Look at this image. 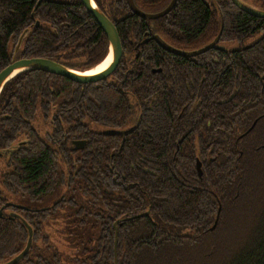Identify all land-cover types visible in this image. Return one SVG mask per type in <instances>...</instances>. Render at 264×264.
Returning a JSON list of instances; mask_svg holds the SVG:
<instances>
[{"label": "trees", "instance_id": "obj_1", "mask_svg": "<svg viewBox=\"0 0 264 264\" xmlns=\"http://www.w3.org/2000/svg\"><path fill=\"white\" fill-rule=\"evenodd\" d=\"M94 1L103 11L105 6L117 13L127 10L126 0ZM140 1L134 0L138 6ZM143 1L156 11L169 0ZM251 4L264 9V0ZM221 17L220 42L236 50L212 49L197 57L196 63L206 64L203 86L185 85L186 78L201 71L197 65L180 68L181 86L170 74L163 78L159 99L150 109L142 105L147 114L140 131L120 148L107 147L103 136L89 131L90 125L110 127L121 111L122 121L131 117L130 101L107 86H84L93 93L81 94L77 84L40 70L20 72L4 85L3 186L33 202L63 186L89 200L71 203L66 212L64 234L73 251L69 264H115L112 224L118 218L124 219L116 230V264H264V18L245 13L231 0H177L161 23L169 43L196 48L214 39ZM131 19L117 23L125 48L130 35L125 31L134 25L128 23ZM22 34L16 58L42 57L76 67V58L83 57L94 66L108 51L103 31L80 0H0V71L12 61L10 47ZM250 38L253 42L245 45ZM155 48L149 60L168 72V64L178 60ZM173 83L175 87H169ZM186 90L199 91L202 99L176 98ZM38 107L51 115V129L43 137L31 123ZM62 132L73 139L87 138L91 145L72 151L60 138ZM19 134L24 135L23 143H15ZM59 198L42 209L5 207L0 217V262L20 253L28 237L19 217L5 215L10 210L33 229L30 251L18 264H63L61 257L66 255L44 231L45 222L61 214L66 199ZM6 202L0 189V208Z\"/></svg>", "mask_w": 264, "mask_h": 264}, {"label": "flooded vegetation", "instance_id": "obj_2", "mask_svg": "<svg viewBox=\"0 0 264 264\" xmlns=\"http://www.w3.org/2000/svg\"><path fill=\"white\" fill-rule=\"evenodd\" d=\"M55 1H63V0H55ZM170 1L171 0H169L167 2V4L163 8H160V9H158L156 11H153L150 8H148V4L145 1H143V0H142V2L140 1L141 2V6H138V5H136V3L133 0L134 6L136 7V9H138V11L144 13L146 16H140L139 14H136L130 8L127 0H126L127 10L125 12H123V13L119 12L120 14L115 12L114 8H112V11H110L107 6H105V11L101 10L98 7V4L94 1L96 7H98L104 13V15L112 22V24L114 25V27L116 29V32H117L119 40H120L121 49H122V55H121V58L119 60V63L116 66V68L113 70V72H111L108 76L103 77V78H101V79H99L97 81H88V82H85V83H80V82L74 81V80H72L70 78H67L65 76L59 75L61 77H64V78L70 80L71 82L77 84L79 86V89L76 88V92H78V93H81V94L85 93L87 95H92L93 91H85V87L84 86L91 87V90H92V88H95L97 90L98 89H103V88H105L107 86L109 90H112L113 92H117L120 97L124 96L130 101L132 114H131V117L129 119H127L126 121H122V119H121L122 111H121L120 113H117V118H118L117 120H115L112 117V119L110 120V124H111L110 127H104V126L102 127V126H97V125H90L89 126V131L90 132L96 133L97 135H100V136L104 137V140H105V143L107 144V147L112 146V145H113L114 148L123 147V144L127 143L129 141V139H130L129 137L131 135H133V133H138L140 131V128H138V126H139L140 122H142L143 118L145 117V114H147L146 112L143 111L142 105L148 104L149 106H146V108L150 109L153 106L154 101L159 99V93H160L159 88L161 87V82L163 81V78L165 79L167 77V75L170 74L173 78L177 79V77H179L178 75L180 74L179 71L181 72L180 68L197 65V67L201 68V69H198V70H201V71H195V72L192 73L193 75H192L191 78H186L185 85H186L187 89H188V87L195 88L196 86H199V87L203 86V84H205L206 82H205V78H204L205 72L203 70V72H204V74H203L202 68L205 69L206 64L199 65L198 63H196L197 57L199 55H201V54H204L205 52H207L209 50H212V49L213 50H217V51H225V50L234 51V50H236L235 47H232V46H230L228 44L225 45V43L223 44V42H220L221 35H222V32H223V27H224V22H223V18L222 17H221V20H220L219 30H218V32L216 34V36H217L218 33L221 31L219 40L216 43V45L222 46L223 47L222 49L210 48L209 50H207V51H205L203 53L194 55V56L177 55V54H174L172 52H169V51L165 50L162 46H160V44L157 42L156 38H160L162 41L168 43L169 45H171L175 49L181 50V51H192V50H196V49H199V48L205 46L204 45V46L196 47V48H189V47L183 48V47H178L176 43H175L176 44L175 45L172 42L169 43L166 40V38H165L166 37V34H165L166 32H165L164 28L162 27L161 18L166 16V15H168V14H170L174 10L177 0L175 2L174 6L166 14H164V15H162L160 17H155V18L151 17V15H155V14H158L161 11H163L168 6ZM243 1H245V2H247L249 4H251V2H252V0H243ZM39 2H40V0H39ZM80 2H81V0H80ZM81 4H82V2H81ZM83 7H84V5H83ZM87 12H89V11L87 10ZM89 14L94 18V16L90 12H89ZM129 18H133L134 20L133 19L128 20V23H134V25L131 24L132 26L130 28H128L129 30L126 29V31H125L127 33L128 32L130 33V35L128 37L129 39H128V42H127V43H129V47L125 48V46H124L125 45L124 44L125 41H123V39L120 37V35L118 33V30H117V23L119 21L125 22L126 19H129ZM95 21H96V19H95ZM128 23H126V24H128ZM35 24L38 27L39 26V21H36ZM97 24H98V22H97ZM99 27H100V25H99ZM101 30H102V28H101ZM25 32L26 31H24L23 34H25ZM103 33H104V31H103ZM23 34L19 37L16 45L14 47H12V49L10 47L9 55H10V57L13 58L11 62H13L16 59L25 58V57H19V58L15 57V55H17L19 53L20 49H21V43H22ZM104 35H105V33H104ZM105 37H106V35H105ZM106 39H107V37H106ZM107 42H108V39H107ZM251 42H253V38H252V40L249 43L246 40L244 44L245 45H249ZM155 46L160 47L165 52H168L169 54L174 55L173 57L172 56L170 57L171 60H178V62H171V63L168 64V66H169V69H167L168 72H166V68H163L162 66H159V65H155L154 62H151V60H149V58L151 56H155V53H151V50L157 51ZM108 51H109V43H108ZM108 51H107L106 56L102 59V61L105 60L108 57ZM176 57L178 59H176ZM102 61H100L98 64H95L94 66H91L90 62L84 60L83 57H77L76 58V65H77L76 67H68V66H66L63 63H60L58 61H56V62L62 64L63 66H65V67H67L69 69L77 71V72H79L81 74H86L87 71L93 70ZM91 74H96V73L94 72V73H91ZM199 78H201V80H199L198 84H196L197 80ZM179 82H181V80L177 79L175 84L178 85V86H181V83H179ZM80 86H82V87H80ZM169 87H175L174 83L171 84ZM188 92L190 94L187 96L185 93H188ZM188 92H187V90L185 91V93L181 92V96H182L181 98H178L177 94H175L176 98L180 99L182 101L187 100L188 102L193 101V100L199 101V100L202 99L201 98L202 96L199 95V91H197L196 94L193 91H189L188 90ZM135 93H137V97H136ZM109 103H111V105H112L111 99L109 100ZM79 106H80V103L77 102L76 103V107H75V109H76L75 114L77 115L78 118H79L80 112H81ZM112 107L116 108L117 105L113 104ZM122 109H123V105H121V110ZM119 111H117V112H119ZM37 116L40 117V118H43L44 122L47 123V127L45 128L46 131L44 132V134H45L47 131H49L51 129V125H50L51 124V115H50L49 112L46 113L45 111H43L42 109H40L38 107V109L35 112L33 118L31 119L32 126L34 127V129L36 131H37V129L34 126V119ZM85 116H86V114H85ZM180 117H181V113L179 114V118ZM255 122H256V120L253 122V125L255 124ZM118 125H120V126H118ZM105 132H118V133L104 134ZM187 132H189V130L186 131L184 133V135ZM37 133H38V131H37ZM44 134L41 137H43ZM183 137L184 136H182L181 139H179L177 141V144H176L177 146H178L179 142L183 139ZM23 138H24V135L23 134H19L17 136V139H16L15 142L16 143L17 142L18 143H23V140H22ZM60 138L63 139V141L66 144L67 148L71 149L72 151H79V150H82V149L88 147L89 145H91V144H89V142H90L89 139H87V138H74V139L73 138H69V135L67 133H65V132H62ZM68 140H69V142H67ZM99 141H102V140H99ZM11 150H12V148L8 149V151H11ZM0 156H6V155L0 153ZM73 161H76V160H73ZM123 162L126 163L127 160L123 161ZM197 163H199V165H200V167H199L200 168V174H199V171L197 169ZM196 170H197L198 176L201 177L202 176L201 162H200V160L198 158L196 159ZM114 178H115V176H113V179ZM69 190H70V188H68V192H69ZM71 190H73L74 193H79L83 198H81V200H79L76 197L75 198L73 196L67 197V195H66V196H64V198L66 199L65 203L68 202L69 204H71V203L80 204V203H85V202L89 201L87 196H84L80 191L75 190V188H73ZM113 195H115V194H113ZM112 199H114V198H112ZM114 203H115V201H113V204ZM7 204L8 203L6 202L0 208V211H1L0 217L3 215V211H4L5 207H7L9 205H12V206L14 205V204H11V203L8 204V205ZM65 206L69 208V206H67V205H65ZM27 209H30V208L27 207ZM70 209H73V208H70ZM32 210H35V209H32ZM105 212L107 213L106 210H105ZM147 214H148V211L147 212H143L141 214H137V215H135L133 217L147 215ZM5 215L9 216V217H12V216L13 217H19L24 225H25V223L27 225H29L23 218H21V216L19 214H17L14 211L8 210V211H6ZM57 218L58 217L53 218V219H49L48 221L45 222V230H44L45 233H46V227H48L49 223L55 221ZM130 218H132V217H127L126 219H130ZM123 219L124 218H118L112 224V226H113V228L115 230V240H114V257H115L114 259H115V262H116L115 250H116V236H117V231L116 230H117V225L118 224L120 225L121 222L123 221ZM27 239H28V237H27ZM32 242H33V229H32ZM31 246H32V243H31ZM31 246H30V248H31ZM29 251H30V249H29ZM28 252H27V254H28ZM26 255L23 258H21L18 263H20L23 259H25ZM68 258L71 259L72 257H70V256H62L61 257V262L63 263L64 260L68 261ZM9 260H7V261H9ZM7 261H5V262H7ZM5 262H0V264H3Z\"/></svg>", "mask_w": 264, "mask_h": 264}, {"label": "water", "instance_id": "obj_3", "mask_svg": "<svg viewBox=\"0 0 264 264\" xmlns=\"http://www.w3.org/2000/svg\"><path fill=\"white\" fill-rule=\"evenodd\" d=\"M130 8L136 13L139 14L140 16H146L144 13L138 11L136 7L134 6L133 0H127ZM233 4L238 7L240 10L244 11L247 14H250L255 17L259 18H264V9H260L258 7H255L254 5H251L243 0H231ZM82 4L84 7L94 16L102 30L104 31L108 43H109V51L111 52V61L108 64V66L96 73V74H81L77 71H74L72 69H69L62 64L48 59V58H42V57H32V58H20L16 59L13 62H11L9 65H7L4 69L0 71V93L4 87V85L15 75H17L20 72L26 71V70H40V71H45L61 76H65L67 78H70L74 81L80 82V83H85L88 81H97L103 77L108 76L113 70L116 68V66L119 63V60L122 55V49L120 45V40L118 37V34L116 32V29L112 22L104 15V13L96 7L95 3L93 0H81ZM176 0H171L168 6L161 11L158 14L151 15V17H160L164 14H166L175 4ZM221 31L218 33V35L207 45L204 47H201L196 50L192 51H181L177 50L168 43L162 41L160 38H156L157 42L162 46L165 50L172 52L177 55H182V56H194L200 53H203L210 48H216V49H222L223 47L220 45H216V43L219 40ZM108 51V53H109ZM112 133H118V132H105L104 134H112ZM200 165L197 163V169L200 174ZM10 204V203H8ZM7 204V205H8ZM16 207L22 208V209H27L24 206H19V205H14ZM1 214V211H0ZM28 229V239L25 248L15 257L10 259L9 261L3 263V264H17L21 258H23L27 252L30 249L31 243H32V228L27 225Z\"/></svg>", "mask_w": 264, "mask_h": 264}, {"label": "rangeland", "instance_id": "obj_4", "mask_svg": "<svg viewBox=\"0 0 264 264\" xmlns=\"http://www.w3.org/2000/svg\"><path fill=\"white\" fill-rule=\"evenodd\" d=\"M251 40L252 39H249L247 40V42L249 43ZM34 126L36 127L39 135L42 136L46 131L45 128L47 127V123L44 122L43 118L37 116L34 119ZM5 160H6L5 156H0V171L2 172L7 170V168L5 167ZM0 189L3 191L4 195L6 196L7 203L24 206L26 208L28 207L30 209H39L50 206L55 200L60 199L59 197L61 196H66V195L67 197L73 196L74 198L76 197L79 200L83 198L79 193H74V191L71 189L68 192V187L63 186L58 188L52 195L45 197L43 201L38 200L33 202L25 198H22L21 196L10 194L1 183V179H0ZM65 205L70 206L68 202L62 204L63 207H61L60 209L61 214L57 215L59 217L55 221L49 223L48 227H46V233L51 237L53 245L56 246V248L61 254H64L66 256H71L73 255V251L67 247V242L65 240L66 235L64 234L65 229L68 227L67 225L68 221L66 218V212L68 207H66ZM63 264H69V261L64 260Z\"/></svg>", "mask_w": 264, "mask_h": 264}, {"label": "bare ground", "instance_id": "obj_5", "mask_svg": "<svg viewBox=\"0 0 264 264\" xmlns=\"http://www.w3.org/2000/svg\"><path fill=\"white\" fill-rule=\"evenodd\" d=\"M110 61H111V52L109 51L108 57L105 60H103L98 66H96L93 70L87 71L86 74H91L94 72L97 73V72L104 70L108 66Z\"/></svg>", "mask_w": 264, "mask_h": 264}]
</instances>
